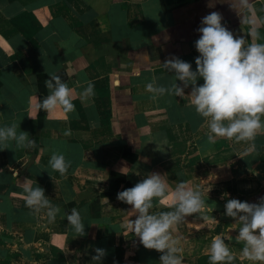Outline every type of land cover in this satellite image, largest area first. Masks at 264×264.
I'll list each match as a JSON object with an SVG mask.
<instances>
[{
    "label": "crops",
    "instance_id": "1",
    "mask_svg": "<svg viewBox=\"0 0 264 264\" xmlns=\"http://www.w3.org/2000/svg\"><path fill=\"white\" fill-rule=\"evenodd\" d=\"M213 11L234 36L264 42V0H0V126L15 123L32 141L0 150V264H92L97 247L106 250L102 264H160L161 253L132 230L138 213L117 199L152 172L165 175L169 191L181 180L199 186L206 201L173 226L183 264H210L207 247L217 235L235 254L231 264H254L224 206L264 197V132L209 143L191 85L183 97L146 89L153 79L175 82L164 65L173 56L196 69L197 29ZM52 74L72 89L73 112L40 107ZM89 82L93 93L82 97ZM53 152L70 161L65 173L51 168ZM35 186L60 206L55 219L27 206ZM73 207L82 236L63 215ZM173 207L170 198L150 211Z\"/></svg>",
    "mask_w": 264,
    "mask_h": 264
},
{
    "label": "clouds",
    "instance_id": "2",
    "mask_svg": "<svg viewBox=\"0 0 264 264\" xmlns=\"http://www.w3.org/2000/svg\"><path fill=\"white\" fill-rule=\"evenodd\" d=\"M222 20V15L216 11L202 17L201 26L197 29L200 35L195 41L199 53L195 59V70L190 62L173 56L164 65L175 74V82L170 87L158 85L155 79L146 84L147 91L154 96L168 93L178 97H183L185 88L191 85V103L208 126L209 143H215L218 138L245 141L264 132V42L249 43L243 36H234ZM200 79H203V84L197 83ZM44 85L49 92L41 98L43 110L48 113L57 108L64 113L75 110L72 89L59 75L52 74ZM92 93L93 85L89 82L81 96ZM18 127L20 129L15 123L0 126V150L8 142H15L17 147L32 143L29 133L18 131ZM65 134H70V131ZM49 164L53 170L63 174L70 161L62 153L53 152ZM125 168L120 169L121 173L126 174ZM26 197L28 207L37 212L46 209L51 219L61 213L60 206L51 204L45 189L40 186L28 189ZM170 198L174 204L172 210L150 211L154 201L165 204ZM117 199L131 205L130 212L138 213L135 220H131L132 230L145 248L161 253L160 264H183L182 248L172 229L204 208L206 201L199 186L193 189L181 180L169 191L165 175L152 172L134 186L119 191ZM224 207V214L238 225L235 241L242 242L243 257L254 264H264V197L257 203L231 198ZM63 215L76 233L80 236L85 234V224L76 207ZM203 218L208 219L207 216ZM212 219L216 220L213 216ZM207 251L210 264H231L235 259L230 244L221 235L213 237ZM95 253L92 264H102L106 250L97 247Z\"/></svg>",
    "mask_w": 264,
    "mask_h": 264
}]
</instances>
